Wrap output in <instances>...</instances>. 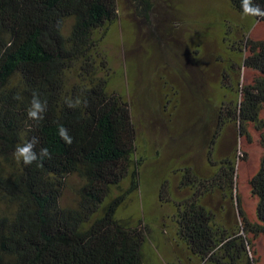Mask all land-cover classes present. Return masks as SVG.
Returning a JSON list of instances; mask_svg holds the SVG:
<instances>
[{
    "label": "trees",
    "instance_id": "16d2710c",
    "mask_svg": "<svg viewBox=\"0 0 264 264\" xmlns=\"http://www.w3.org/2000/svg\"><path fill=\"white\" fill-rule=\"evenodd\" d=\"M228 2L246 17L244 22L247 18L264 22V17L243 14L242 0ZM256 3L264 8V0H250V6ZM118 7V0H0V204L11 208L9 213L0 211V264H143L144 226L115 217L117 208L137 189L136 166L141 159H132L136 132L128 104L106 90L102 72L109 70V61L101 56L96 65L100 53L93 38L96 30L117 18ZM66 19H72L67 34L63 32ZM251 27L247 23L231 26L225 34L239 28V40L222 39L220 88L226 93L212 112L216 129L206 141L209 164L213 145L229 124H236L246 142L249 124L264 129L260 118L264 39H251ZM226 52L236 54L241 65L256 75L251 83H232L238 60L228 73ZM77 68L81 72L69 84ZM34 93L47 102L40 120L26 115ZM76 98L87 104L68 107L66 100ZM58 125L68 129L71 144L60 139ZM33 137L37 140L33 150L38 153L47 148L49 155L25 166L13 152ZM261 145L264 149V135ZM217 163L220 173L213 182L226 196V186L229 191L232 188L234 162L224 157ZM69 175L83 183L76 207L60 208L63 181ZM128 176L130 188L113 195V189ZM182 181L188 184L190 178L185 175ZM249 187L257 200V223H249L239 210L240 226L243 234L256 236L264 232V152ZM180 205L174 223L176 238L199 264H257L249 255V240L239 235L238 227L227 228L226 221H217L213 210L198 199L184 211Z\"/></svg>",
    "mask_w": 264,
    "mask_h": 264
},
{
    "label": "rangeland",
    "instance_id": "374dc122",
    "mask_svg": "<svg viewBox=\"0 0 264 264\" xmlns=\"http://www.w3.org/2000/svg\"><path fill=\"white\" fill-rule=\"evenodd\" d=\"M138 1L118 0L117 18L93 34L100 53L96 65L101 56L109 61V70L102 72L107 78L106 90L128 104L136 132L132 159H141V165L136 166L137 189L117 208L115 217L144 226L143 264H199L176 238L174 223L181 213L177 212L178 202L184 211L188 203L200 200L213 210L217 221L225 220L227 228L238 227L239 235L243 234L241 213L249 223H257V200L250 192L249 180L263 156L264 129L256 130L249 124L250 140L246 142L236 124H229L213 145L211 164L207 162L206 141L216 129L212 112L226 93L220 88L224 64L218 56L225 51L222 39L237 41L241 35L239 28L228 35L226 30L247 23L252 25L248 36L260 40L264 39V22L248 18L244 22L246 17L234 11L228 0ZM71 25L72 19H66L65 34ZM226 55L230 73L228 67L238 58L233 53ZM237 65L232 83H251L256 75L246 70L241 60ZM77 72L81 70L70 74L69 84L75 82ZM260 118L264 120V108ZM224 157L235 167L226 196L213 182L220 173L217 162ZM185 175L190 178L188 184L182 181ZM82 183L76 175L64 179L60 208L76 207ZM129 188L130 176L113 189V195ZM0 211L9 213L11 208L0 204ZM244 234L250 242V257L264 264V232Z\"/></svg>",
    "mask_w": 264,
    "mask_h": 264
},
{
    "label": "clouds",
    "instance_id": "9594fccd",
    "mask_svg": "<svg viewBox=\"0 0 264 264\" xmlns=\"http://www.w3.org/2000/svg\"><path fill=\"white\" fill-rule=\"evenodd\" d=\"M241 7L243 14L253 17H264V8H261L258 3L250 6V0H242ZM66 104L71 108L81 104L86 105L87 101H82L81 99L76 98L74 100H66ZM46 108L47 102L42 100L38 94L34 93L30 100L29 107L26 110V115L32 120H40L43 118ZM57 134L65 144H71L72 137L69 135L68 129H66L63 125H58ZM36 143L37 140L35 137H33L29 140H26L22 145H17L13 152L15 159L27 166L34 161L43 160L46 158L49 155L48 149L40 148L39 152L37 153L33 150Z\"/></svg>",
    "mask_w": 264,
    "mask_h": 264
}]
</instances>
